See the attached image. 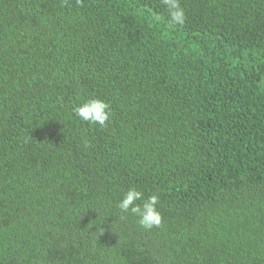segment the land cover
Here are the masks:
<instances>
[{
  "label": "trees",
  "instance_id": "1",
  "mask_svg": "<svg viewBox=\"0 0 264 264\" xmlns=\"http://www.w3.org/2000/svg\"><path fill=\"white\" fill-rule=\"evenodd\" d=\"M181 6L0 0V264H264V0Z\"/></svg>",
  "mask_w": 264,
  "mask_h": 264
},
{
  "label": "clouds",
  "instance_id": "2",
  "mask_svg": "<svg viewBox=\"0 0 264 264\" xmlns=\"http://www.w3.org/2000/svg\"><path fill=\"white\" fill-rule=\"evenodd\" d=\"M77 3L82 4V0H77ZM160 3L167 10V22L170 26L183 25L185 23L186 13L181 6V0H160ZM73 112L82 121L89 124H98L101 128L108 126L111 117L109 103L100 98H90L74 105ZM138 201H141V203H137ZM158 202V194L153 193L144 198L142 191L135 187H130L124 192L116 207L122 214H130L137 217V222L143 229H152L162 224L163 218L157 208ZM121 218L124 217L122 216ZM97 230L100 236L105 232L103 227L97 226Z\"/></svg>",
  "mask_w": 264,
  "mask_h": 264
}]
</instances>
